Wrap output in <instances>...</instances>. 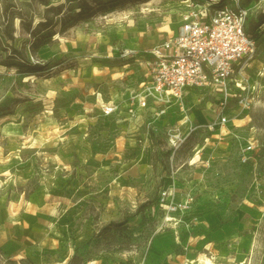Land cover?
I'll use <instances>...</instances> for the list:
<instances>
[{"label": "rangeland", "instance_id": "1", "mask_svg": "<svg viewBox=\"0 0 264 264\" xmlns=\"http://www.w3.org/2000/svg\"><path fill=\"white\" fill-rule=\"evenodd\" d=\"M182 1L0 0V242L24 211L40 222L25 228L29 255L3 244L0 264H264V0H240L246 27L257 21L249 108L232 97L222 138L197 129L172 153L132 95ZM217 97L189 96L191 120L214 116ZM171 177L194 195L177 225L155 205Z\"/></svg>", "mask_w": 264, "mask_h": 264}, {"label": "built area", "instance_id": "2", "mask_svg": "<svg viewBox=\"0 0 264 264\" xmlns=\"http://www.w3.org/2000/svg\"><path fill=\"white\" fill-rule=\"evenodd\" d=\"M184 9L177 15L174 33L152 44L141 55L140 65L147 68L145 79L133 93L137 108H147L155 119L166 124V141L175 153L195 130L202 129L214 138L224 136L222 127L228 121L227 105L232 97L241 110H247L251 100L244 82L245 69L255 60V38L246 31L249 7L240 0H183ZM128 53V51H124ZM244 83V87H241ZM238 87V88H237ZM198 90L218 94L216 114L205 122L194 123L187 110L188 98ZM105 114L112 104L102 106ZM128 111L135 114L134 109ZM205 143V142H204ZM205 145H203L204 147ZM202 147V148H203ZM255 147L248 138L240 150V161L246 163ZM202 148L194 147L196 155ZM175 177L160 187L155 202L164 213L167 225H177L181 215L189 212L194 195L181 188Z\"/></svg>", "mask_w": 264, "mask_h": 264}, {"label": "crops", "instance_id": "3", "mask_svg": "<svg viewBox=\"0 0 264 264\" xmlns=\"http://www.w3.org/2000/svg\"><path fill=\"white\" fill-rule=\"evenodd\" d=\"M138 109V108H137ZM141 109V108H140ZM208 120V119H207ZM201 122V121H198ZM205 122V121H203ZM25 211L18 215L16 218L17 221L13 222L11 224H7V226L11 229V234L9 237H5L3 240H1L0 245H8L9 251H17L19 253H23L22 255H29L25 252V228H31L33 225H39L40 222L29 223L27 224L25 222ZM37 229H32L31 233H34Z\"/></svg>", "mask_w": 264, "mask_h": 264}, {"label": "trees", "instance_id": "4", "mask_svg": "<svg viewBox=\"0 0 264 264\" xmlns=\"http://www.w3.org/2000/svg\"><path fill=\"white\" fill-rule=\"evenodd\" d=\"M259 18H258V21L260 22H263V14H259V16H258ZM256 25H257V21H254V20H252V21H250L249 22V24H248V26H247V28H246V31L249 33V34H251V35H253L254 34V32H255V27H256Z\"/></svg>", "mask_w": 264, "mask_h": 264}, {"label": "bare ground", "instance_id": "5", "mask_svg": "<svg viewBox=\"0 0 264 264\" xmlns=\"http://www.w3.org/2000/svg\"><path fill=\"white\" fill-rule=\"evenodd\" d=\"M103 104V103H102ZM105 105V104H104ZM11 128V127H10ZM202 259V258H201ZM202 261L204 262V264H214V262L212 261V258L210 257H204L202 259ZM243 262H240V263H236V264H242Z\"/></svg>", "mask_w": 264, "mask_h": 264}]
</instances>
